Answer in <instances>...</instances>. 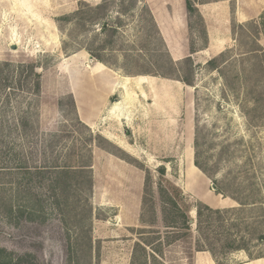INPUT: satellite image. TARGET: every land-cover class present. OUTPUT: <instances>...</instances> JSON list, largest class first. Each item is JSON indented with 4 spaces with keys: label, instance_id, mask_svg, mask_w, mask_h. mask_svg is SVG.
Here are the masks:
<instances>
[{
    "label": "rangeland",
    "instance_id": "374dc122",
    "mask_svg": "<svg viewBox=\"0 0 264 264\" xmlns=\"http://www.w3.org/2000/svg\"><path fill=\"white\" fill-rule=\"evenodd\" d=\"M103 2L109 7L103 21L91 23L85 16L76 24L75 17L64 19L80 4L85 5L84 16L87 8ZM191 2L202 21L188 15L185 0H0V65L2 76H9V87L0 88V160L37 166L45 162L77 170L68 175L71 179L91 178L90 189L84 184L63 189L53 174L48 192L23 193L16 185L20 175L15 183L0 176L1 260L131 264L135 244L151 241L154 232L164 230L162 219L170 215L162 213L158 189L168 181L194 220L190 248L197 238L195 206L203 204L229 211L223 215L229 223L235 218L241 222L247 253L229 255L224 264H255L258 259L264 264V81L257 87L256 96L263 101L256 110L245 85L235 93L227 91L218 74L204 67L222 52L230 51L232 62L240 59L248 40L240 30L233 32L232 22L261 20L264 25V0ZM120 6L127 11L119 13ZM152 15L159 19L161 33L150 23ZM117 18L123 24L117 47L111 50L101 24L115 26ZM143 28L150 32L147 41L153 53L141 51ZM163 41L171 48L194 50L217 44L207 57L193 56L201 68L194 71L195 88L149 74L166 72L157 68L167 59ZM259 44L264 51V35ZM93 55L107 61V68L97 66ZM31 63L38 64V78L26 81ZM233 68L241 72L237 63ZM137 76L147 80L138 81ZM120 85L131 94L119 110L120 115L129 104L127 128L107 115L119 99ZM108 132L131 145L126 146L130 155L125 160L107 152L105 148L112 147L98 139ZM196 161L209 176L195 167ZM159 168L165 170L163 177ZM221 187L245 205L218 194ZM10 206L12 215L5 211ZM229 232L234 234V229ZM184 251L180 244L164 247L162 264H196L198 254V264H214L207 252L192 254L189 262Z\"/></svg>",
    "mask_w": 264,
    "mask_h": 264
},
{
    "label": "trees",
    "instance_id": "16d2710c",
    "mask_svg": "<svg viewBox=\"0 0 264 264\" xmlns=\"http://www.w3.org/2000/svg\"><path fill=\"white\" fill-rule=\"evenodd\" d=\"M83 6L85 7L84 4H80L79 10L71 15L65 16L64 19L68 21L75 17L76 24H82L85 16H87V19L91 23H95L97 21L104 20L103 17H106L109 8L107 3L103 2V4L97 5L94 8H87L86 15L83 16L81 14V8ZM130 7H132V5H130L129 8ZM185 7L188 15H194L198 21H202L197 8L192 4L191 0H185ZM127 9L128 8L120 6L119 13L126 12ZM140 11L147 12L145 8L140 9ZM80 15L81 17H79ZM150 18L151 17H149V19ZM150 23H152L153 27L157 29L153 21H150ZM113 24H115V26L109 25L107 23L101 24V31L106 36V43L109 48L111 47V50L114 46L117 47V41L119 39L118 28L121 27L123 23L120 18H117ZM147 25V23L144 24L145 27H147ZM232 26L233 32L236 33V29L240 30L241 35H244V38L248 40L246 41L249 47L247 46L245 53L241 55L239 60L232 62L230 60V51L222 52L218 56L208 60L204 67L207 71L218 74L219 78H221L223 81L225 90L227 91L235 93L242 87V85H245L247 87L246 93L249 94L248 98L253 99L255 109L257 110L258 103L263 101V98L261 96L257 97L256 94L258 91V84L261 81H264V51L259 44V38L264 35V25H262L261 20H252L244 25H237L233 21ZM143 32L144 37L146 38L139 42L141 45L140 48H142L141 51L153 53V51L149 49V42L147 41L149 38L148 33L150 32L147 28H143ZM244 45H246V43ZM190 52L194 53L193 47L190 48ZM166 55L167 59L165 63L160 66L158 65L157 67L158 69L164 68L166 72L159 73L158 71H154L150 72L149 74L152 76H160L162 78L180 82L189 88H195L196 85L194 83V71L200 70V66L195 65L191 57H187L179 62H173L167 52ZM93 57H95L98 62L108 65V62L105 61L101 56L93 55ZM236 63L241 69V72L239 73H236L233 68ZM5 66L10 67L9 64H5ZM37 67L38 64L36 63H31L28 65L26 81L30 80L31 78H38L37 74L35 73V69ZM2 72V65H0V88L9 87V76H2ZM38 88L39 84L36 82L34 85V91L38 92ZM97 137L100 141L106 142L109 146H111V144L103 137ZM105 149L107 152L111 153V149ZM8 160L9 158L7 161ZM12 160H16L15 154L12 155ZM6 162L5 160H0V176H9V181H14V179L16 180L18 175H20L19 177L22 178L19 180V182H17L16 185L22 190L23 193H29L30 191L36 189L45 190L48 192L49 185L51 186L55 181L53 180V174L58 180H61L63 189L67 188V186L70 188H79L83 184L86 185V189H90L91 187L90 177H74L71 179L70 176H68L76 174L74 171L77 170H63V168H59L56 165L47 166L45 162H43L44 164L42 166H37L34 163L29 164L21 162L17 164L15 162L13 164H6ZM86 165L84 167L85 169H88L90 166ZM195 167L198 168L204 175L209 176L208 172L200 162L196 161ZM164 172V168L158 169L160 177H163ZM2 173L5 174L3 175ZM83 173L84 172H80V174ZM67 180H69V182H67ZM0 181H3V179H0ZM66 182L68 184H66ZM12 183H15V181ZM1 184L2 182H0V186ZM165 184L166 185L164 186L160 185L158 189L159 201L162 205V213L164 216H167L168 214L170 216H168V218L162 219V227L164 229L162 233L154 232L153 235L156 236L155 238H151V241L147 240L135 244L131 264H162V260L164 258L163 248L171 247L175 244H180L185 248L184 252L189 262L192 260V256L195 253L200 252H207L214 264H224L223 261L225 258L234 253H247V248L244 244L243 238L240 235L241 222H239V218H235V222L229 223L226 218L223 217V215L229 213V211L213 210L207 206H204L203 204L195 206V232L197 238L194 240V243H192V247L190 248L189 241H192L193 239L191 226L193 225L192 223L194 220L188 217L186 214V208H182L180 206L178 199L180 195L179 190L168 181H166ZM37 194L38 193H35L34 196L36 197ZM218 194L232 199L241 207L245 205V202L232 193L228 192L225 188H219ZM41 195L42 194H40V196ZM34 196L32 195L33 198H35ZM5 211L12 215L13 207H7ZM230 228L234 229V234L229 232ZM155 243H157L156 246H154ZM1 253L2 251H0V254ZM0 264H11V262L3 261L0 257Z\"/></svg>",
    "mask_w": 264,
    "mask_h": 264
},
{
    "label": "crops",
    "instance_id": "0c3cea01",
    "mask_svg": "<svg viewBox=\"0 0 264 264\" xmlns=\"http://www.w3.org/2000/svg\"><path fill=\"white\" fill-rule=\"evenodd\" d=\"M152 17H153V19H154V23L156 24V28L158 29V31H160V33H161V30H163V29H161L162 27H160V23H159V19L158 18H156V17H154L153 15H152ZM256 18V17H255ZM252 19H254V18H251L250 20H252ZM247 21H249V20H246V22ZM163 44H164V48H165V50H166V52L168 53V55L170 56V58H171V60L173 61V62H176V61H181V60H183V59H185V58H187V57H191V59H193V56H195V55H203L204 57H207V56H205L206 55V53L207 52H212L215 48H216V46H217V44H215L214 42H212V43H208L206 46H204L203 48H200V49H197V50H194V53H191L190 52V48H188V47H182V48H178V47H176V48H171L169 45H167V43L165 42V41H163ZM187 55V56H186ZM100 65V67L101 68H103V69H106L107 67V65H104V64H102V63H98L97 64V66H99ZM137 77H139V76H137ZM126 77H124V79H125ZM129 78V80L130 79H132V77H128ZM136 78V77H135ZM122 87L123 86H121V87H119L118 89H121L122 90V92H121V94H120V96H119V99H118V101L117 102H119L120 101V99H121V96H122V94H123V92H124V90L122 89ZM126 90V89H125ZM130 97H131V94H130ZM129 103V102H128ZM128 108H129V104H126V106L123 108V113L122 114H120V116L118 117V118H116L118 121H120V123L122 122V126L124 127H128V121H129V114H128ZM107 115H108V110H107ZM108 117L110 118H114V117H112V116H110V115H108ZM115 119V118H114ZM108 134V135H107ZM106 135H103V136H101V137H103L107 142H109L110 144H111V146H112V149H111V155H113V156H115V157H117V158H120V159H122V160H125V156H129L130 155V153H129V150L128 149H130L131 148V145H129L128 143H126L124 140H122L121 138H119V139H117V137H116V135H114V134H112V133H107ZM100 135H102V134H100ZM110 139V140H109ZM112 139H115V140H119V141H121L122 143H124L125 144V146H127L128 147V149H125V148H122V147H120L118 144H116V142L114 141V140H112ZM196 256H198L197 258H196V260H195V262H196V264H198V262H199V258H200V254H198V255H196ZM201 259V258H200ZM212 261V260H211ZM259 263H261V260H255V264H259Z\"/></svg>",
    "mask_w": 264,
    "mask_h": 264
},
{
    "label": "bare ground",
    "instance_id": "6f19581e",
    "mask_svg": "<svg viewBox=\"0 0 264 264\" xmlns=\"http://www.w3.org/2000/svg\"><path fill=\"white\" fill-rule=\"evenodd\" d=\"M76 62V61H75ZM99 67H100V65H99ZM96 69H98V67L96 68ZM112 73V72H111ZM135 78V77H134ZM112 79H113V77H112ZM136 79L138 80V81H145V80H147V77L146 76H139V77H136ZM125 81H128L129 80V78L128 77H126L125 79H124ZM117 82V81H116ZM123 84V83H122ZM119 86V85H118ZM118 86H117V88H118ZM121 86V85H120ZM122 89L124 90V92H123V94H122V96H121V99H120V101L119 102H115L109 109H108V115H110V116H112V117H119L120 115H119V110L121 109V105H124V102H129V100H130V93L127 91V89L125 90L124 89V86L122 87ZM118 113V114H117ZM110 140V139H109ZM120 147H122V148H127L126 146H125V144L124 143H122L121 141H119V140H115V139H113Z\"/></svg>",
    "mask_w": 264,
    "mask_h": 264
},
{
    "label": "water",
    "instance_id": "95a60500",
    "mask_svg": "<svg viewBox=\"0 0 264 264\" xmlns=\"http://www.w3.org/2000/svg\"><path fill=\"white\" fill-rule=\"evenodd\" d=\"M16 48H17V46H16L15 44H11V45H10V49H11V50H16ZM89 62H90V64L93 63V62H92V58H89ZM212 189H213V190L216 189L215 185H212Z\"/></svg>",
    "mask_w": 264,
    "mask_h": 264
}]
</instances>
